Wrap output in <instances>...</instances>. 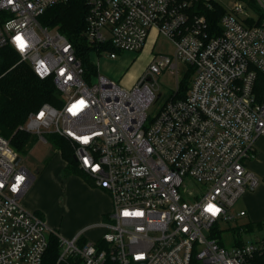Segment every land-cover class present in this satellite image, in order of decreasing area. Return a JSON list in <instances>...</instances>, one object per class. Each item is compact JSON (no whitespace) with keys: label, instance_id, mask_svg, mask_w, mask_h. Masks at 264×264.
I'll return each instance as SVG.
<instances>
[{"label":"built area","instance_id":"obj_1","mask_svg":"<svg viewBox=\"0 0 264 264\" xmlns=\"http://www.w3.org/2000/svg\"><path fill=\"white\" fill-rule=\"evenodd\" d=\"M67 2L0 0V50L12 48L40 79L54 81L61 102L45 103L21 129L43 143L50 134L70 142L79 169L110 195L111 221L97 241L59 236L23 207L32 175L0 136V264H43L52 235L61 248L57 264H253L264 257V235L230 250L215 237L221 222L247 215L233 208L260 185L247 163L264 138V17L248 24L245 5L226 1L217 33L192 13L193 0H86L91 54L138 53L153 30L175 46L125 89L100 73L87 81L74 44L42 24L48 9ZM179 63L193 69L186 96H176L178 86L150 118L162 97L159 76L169 68L178 79Z\"/></svg>","mask_w":264,"mask_h":264},{"label":"trees","instance_id":"obj_2","mask_svg":"<svg viewBox=\"0 0 264 264\" xmlns=\"http://www.w3.org/2000/svg\"><path fill=\"white\" fill-rule=\"evenodd\" d=\"M230 1V0H225ZM241 2L252 11L255 16L249 17L248 24H260L264 17L263 10L257 0H233ZM86 0H69L65 4L51 7L41 17V22L51 28L58 29L66 35L74 44L77 56L85 69V79L90 82L92 76L98 74V67L91 60V53L96 46L91 44L85 31L86 15L88 13ZM193 14L205 16L211 32L220 33V20L227 12L225 3L221 0H193L191 9ZM114 50L113 48H109ZM19 60L12 48L6 47L0 50V136L10 139L13 148L21 158L26 157L35 143L38 141L32 135L21 128L25 125L29 115L37 112L45 103L58 105L59 92L52 79H40L27 63L16 65ZM193 76V69L189 68L185 80L180 82L177 97H185ZM51 141L55 143L66 161L65 171L68 174H80L86 178L79 169L74 151L68 140L55 134H50ZM254 228H264V222H249L242 228H237L238 235L242 232H253ZM221 246L225 247L224 240L215 234ZM244 239L239 235L235 241V247L243 245ZM60 245L57 236L52 235L49 248L45 254L43 264H57L60 255ZM253 264H264V257H256Z\"/></svg>","mask_w":264,"mask_h":264},{"label":"rangeland","instance_id":"obj_3","mask_svg":"<svg viewBox=\"0 0 264 264\" xmlns=\"http://www.w3.org/2000/svg\"><path fill=\"white\" fill-rule=\"evenodd\" d=\"M221 1L226 2L225 0ZM231 3L229 1V4ZM250 14L255 16L252 11ZM174 52L173 42L163 35L157 38L156 32L153 31L147 45L138 53H120L115 60L110 59L107 52L101 55L93 53L91 58L95 60L101 75L119 83L122 88L129 89L139 81L154 56H173ZM20 63L19 60H16V65ZM187 71L188 67L179 63L178 79L176 73L169 68L162 72L158 78L159 89L157 91V94H161L162 97L149 109L150 118H154L165 100L176 93L179 82L185 80ZM256 147L257 157L250 160L247 166L260 180L259 187L254 191L261 194L259 203L264 208V179L262 176L264 172V138L257 141ZM21 165L33 171L36 177H40L37 202L40 203L42 211L45 213V217L41 216V218L47 220L46 222L52 226L59 236H64V229L67 226L82 224L91 220L94 205L89 204L85 199V184L88 182L80 174H68L65 171L59 149L51 141L50 135H48L47 143L41 141L35 143L28 156L23 157ZM38 169H43V173H38ZM243 208L244 198H241L236 203L233 211L238 213ZM104 220L106 222L111 221L108 215ZM249 222L251 221L248 217H240L230 222H221L215 228V233L218 237L221 235L225 248L230 250L235 247V241L239 238V235L245 242L255 239L256 236L264 235V232L259 228H254L252 233L242 232L238 235L237 228H242Z\"/></svg>","mask_w":264,"mask_h":264},{"label":"crops","instance_id":"obj_4","mask_svg":"<svg viewBox=\"0 0 264 264\" xmlns=\"http://www.w3.org/2000/svg\"><path fill=\"white\" fill-rule=\"evenodd\" d=\"M153 31H155L157 34L156 30ZM91 60L97 66L95 60L93 58H91ZM98 73H100L99 70ZM37 140L40 141L38 138ZM59 155L63 161V166L65 167L66 161L64 160L60 151H59ZM27 170L32 175V180L28 188L21 197V203L23 207L29 212H34L39 214L40 216L45 217V213L42 211L43 210L42 206L40 205L39 202H37L38 194H39L40 177L39 178L36 177L33 174V171L29 169ZM43 171H44L43 169H38L37 172L42 174ZM262 174L264 179V172ZM33 176H35V178ZM253 191L246 192L242 197L244 198V208L241 209L240 211H246L247 215L245 217H248L249 220L253 223L264 222V208H262L263 206L259 203L261 199V194L257 193L256 191L254 192ZM85 199L89 204L92 203L94 205L93 216L91 220L85 223L67 226L64 229V236H63L66 239H72L76 235L81 233L84 235L86 239L97 241L101 238L102 234L105 231L102 226V223L105 222L104 219L106 218L107 214L111 212L113 208L110 195L106 191L98 187H95L93 184L87 183L85 184ZM48 226L52 230H54L51 225L48 224Z\"/></svg>","mask_w":264,"mask_h":264},{"label":"snow or ice","instance_id":"obj_5","mask_svg":"<svg viewBox=\"0 0 264 264\" xmlns=\"http://www.w3.org/2000/svg\"><path fill=\"white\" fill-rule=\"evenodd\" d=\"M208 211H210L212 214H215V213L218 211V209H216V208H215L214 206H212V205H209Z\"/></svg>","mask_w":264,"mask_h":264},{"label":"water","instance_id":"obj_6","mask_svg":"<svg viewBox=\"0 0 264 264\" xmlns=\"http://www.w3.org/2000/svg\"><path fill=\"white\" fill-rule=\"evenodd\" d=\"M22 161V158L19 156V158L17 159V163L19 164ZM35 178V176H33Z\"/></svg>","mask_w":264,"mask_h":264}]
</instances>
